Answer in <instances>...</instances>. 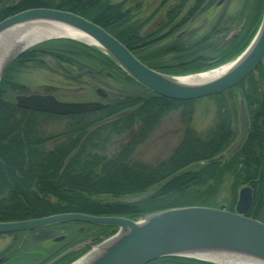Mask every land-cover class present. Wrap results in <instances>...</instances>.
<instances>
[{
    "label": "trees",
    "instance_id": "16d2710c",
    "mask_svg": "<svg viewBox=\"0 0 264 264\" xmlns=\"http://www.w3.org/2000/svg\"><path fill=\"white\" fill-rule=\"evenodd\" d=\"M187 1L181 0L168 11L169 23L180 15ZM259 1L263 11L264 2ZM126 2L0 0V21L34 7L71 11L115 35L149 67L185 74L212 68L238 56L250 43L258 20L255 15L249 24L251 27L241 29L214 57L198 56L168 68L161 65L158 56L170 51L188 52L194 45L181 47L171 43L141 54V50L152 44V36L141 34L143 22L135 19V7H129ZM212 2L194 0L188 12L174 23V28L208 9ZM46 55L67 62H70L67 56L79 60L86 58L90 60L87 64L91 66V72L112 74L116 78L121 76L135 87V92L115 95L107 108L74 115L32 111L6 99L7 85L16 87L8 81L10 71L29 62L44 64L41 57ZM257 70L261 71V66ZM239 87H243L250 116L248 137L231 157L209 162L236 140V129L226 114V97ZM208 98L218 101L219 120L206 136H202L191 123L196 100H175L150 92L99 48L61 38L27 50L10 64L0 82V221L61 212L120 215L134 219L173 207H218L212 203L213 194L226 172L234 175L232 193L235 199L228 210H232L239 187L249 185L253 189V202L248 216L264 221V84L252 73L238 87ZM180 107H183V133L171 154L157 163L134 158L136 147L157 129L162 117ZM50 119H67L68 122L63 130L53 132L48 129ZM116 137L128 138L110 155L109 147ZM149 189H153V193L136 202L103 199L105 196L135 195Z\"/></svg>",
    "mask_w": 264,
    "mask_h": 264
},
{
    "label": "water",
    "instance_id": "95a60500",
    "mask_svg": "<svg viewBox=\"0 0 264 264\" xmlns=\"http://www.w3.org/2000/svg\"><path fill=\"white\" fill-rule=\"evenodd\" d=\"M31 23H54L89 36L96 42V46L109 54L119 67L145 89L175 100H196L223 93L243 82L264 60V19L249 46L241 52L235 62L185 75H173L149 67L115 35L71 11L46 7L25 9L1 20L0 34L15 26ZM57 38H73L85 42L74 36L58 35L16 49L0 63V82L18 56L37 44ZM225 66L228 68L215 77L194 79L192 82L181 80ZM97 92L106 97L102 88H98ZM16 101L21 108L57 115L89 113L109 106L102 101H62L52 94L37 93L18 95ZM238 105L240 136L224 153L209 162L231 157L245 142L250 120L244 97H238ZM252 201L253 190L247 185L240 189L234 211L199 205L173 207L152 212L141 222L120 215L64 212L32 219L0 221V233L29 230L66 221L116 227L117 231L112 237L72 264L90 255L94 257L97 249H102V253L86 264H148L167 256L226 264L209 257H223L230 253L264 262V221L248 216Z\"/></svg>",
    "mask_w": 264,
    "mask_h": 264
},
{
    "label": "rangeland",
    "instance_id": "374dc122",
    "mask_svg": "<svg viewBox=\"0 0 264 264\" xmlns=\"http://www.w3.org/2000/svg\"><path fill=\"white\" fill-rule=\"evenodd\" d=\"M110 1L112 3H117L123 0ZM180 1L181 0H127L126 5L129 7H135V19L138 21H144L141 34L146 35L148 32L155 30L156 35H154V37H156L158 34H162L167 30V28H157H159L161 22L166 19L167 12L180 3ZM193 1L194 0H188L182 7L180 15H178L174 21L169 23L171 24L170 26H172L170 28L171 34L152 43L148 49L145 48L141 50V54H143V51L145 50H155L162 48L167 44L176 43L181 47H188L192 44L194 47L189 49L188 52L170 51L161 54L157 57V60L161 65H166L168 67L180 62H188L198 56L214 57L217 52L224 48V44L227 43L229 39L235 38L236 34H238L241 29L245 30L248 27L250 28L251 26L249 24L252 23L253 18L256 15L258 16V20L251 39L252 41L264 19V4L263 11H261L259 0H213L208 9L200 12L188 20L184 25L178 26V28L175 29L174 23L180 21V19L188 12ZM262 2H264V0H262ZM208 34H210L209 37L204 40L205 36ZM85 45L97 48V46L93 44ZM240 54L235 58L224 61L214 67L235 62ZM67 57L70 62L62 61L51 55H46L41 57L44 64L29 62L11 70L8 81L13 82L16 87L7 85L5 98L16 101L18 95L37 93L53 94L58 99L64 101L98 100L109 104L115 95L125 96L135 92V87L121 76L116 78L112 74L101 75L91 72V66H88L87 64L90 60L86 58H81L79 60L75 58V56ZM260 66L261 71L255 70L253 73L255 74V77L260 80L261 84H264V61ZM261 72L263 75H261ZM98 88H102L104 92L107 93V97L99 95L97 92ZM242 92L243 87H239L232 93V95L227 94L226 97V114L232 122L233 127L236 129V139L240 136L241 132L238 97H243ZM182 110L183 107H180L179 109H174L167 115L163 116L157 129H155L153 133H150L149 136H147L144 141L136 147L134 158L151 163H157L167 158L171 154L173 148L178 144L183 133ZM218 120L219 109L216 98L205 97L196 99L191 113V123L200 135L206 136ZM67 122V119H50L48 129L53 132L63 130ZM127 138L128 137H116L113 139L108 153L112 155L117 148H119V144L125 142ZM233 180L234 175L231 172H226L223 175L221 185L213 194L212 203L215 206L228 209L233 203L235 199V196L232 193ZM244 186L245 185L243 184L239 187L232 210H235L239 191ZM151 193H153V189H149L147 192L119 198L105 196L103 199L130 203L139 201ZM148 214L150 213L135 217L134 220L141 222L145 220V216ZM80 225H75L84 229L79 233L76 231V227H73V233L78 234L74 235L75 240L78 242V248L87 246L82 252L84 253L86 251L84 255L81 253L78 259H81L93 249L104 243L117 231L114 227H111L108 230L100 225H83L84 227H81ZM2 245L3 241H0V247Z\"/></svg>",
    "mask_w": 264,
    "mask_h": 264
},
{
    "label": "flooded vegetation",
    "instance_id": "af4514ba",
    "mask_svg": "<svg viewBox=\"0 0 264 264\" xmlns=\"http://www.w3.org/2000/svg\"><path fill=\"white\" fill-rule=\"evenodd\" d=\"M168 21L169 17L167 12L166 19L157 28H167V30L162 34H158L156 37H154L156 35L155 30L146 34L152 36L150 37L152 43L159 41L170 33L172 26H170L171 24ZM140 22L142 23L144 21L142 20ZM229 41L231 39L224 45L228 44ZM77 224H82L80 225L81 227L88 225L79 222H59L29 230L0 233V241H3V245L0 247V264H70L87 246L78 248V242H76L77 240H75L74 236L78 234L73 233V227ZM75 227L78 233L84 230L77 226ZM148 264L214 263L187 257L170 256L151 261Z\"/></svg>",
    "mask_w": 264,
    "mask_h": 264
},
{
    "label": "bare ground",
    "instance_id": "6f19581e",
    "mask_svg": "<svg viewBox=\"0 0 264 264\" xmlns=\"http://www.w3.org/2000/svg\"><path fill=\"white\" fill-rule=\"evenodd\" d=\"M58 35H69L76 38H80L87 43L96 44V42L87 35L74 32L68 28L58 26V24L50 23H31L27 25H20L10 28L0 34V63L7 55L12 54L16 49H21L36 43L49 36H58ZM227 66L218 68L209 73H204L201 75L185 77L181 79L184 82H192L194 79H206L209 77H215L223 73ZM202 81V80H201ZM94 257L87 256L86 258L74 263V264H86L91 262L96 256L102 253V249H97ZM216 261H221L226 264H264L263 261L255 258H245L244 256H238L236 254H226L223 257H209Z\"/></svg>",
    "mask_w": 264,
    "mask_h": 264
}]
</instances>
